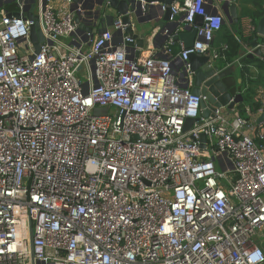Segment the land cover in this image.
Segmentation results:
<instances>
[{"label":"built area","instance_id":"obj_1","mask_svg":"<svg viewBox=\"0 0 264 264\" xmlns=\"http://www.w3.org/2000/svg\"><path fill=\"white\" fill-rule=\"evenodd\" d=\"M97 1L36 0L44 42L31 60L32 1L0 0V264H31L30 223L39 264H264V104L202 117L188 63L242 70L264 52L254 19L239 20L228 62V44L214 47L230 25L220 0H137L143 19L155 6L171 16L160 54L136 57L121 17L100 28ZM188 28L193 46L172 57Z\"/></svg>","mask_w":264,"mask_h":264},{"label":"water","instance_id":"obj_2","mask_svg":"<svg viewBox=\"0 0 264 264\" xmlns=\"http://www.w3.org/2000/svg\"><path fill=\"white\" fill-rule=\"evenodd\" d=\"M24 0H17L20 4ZM32 1L33 5L28 13L25 14V18L34 21V24L31 26V35L30 40L33 44L34 54L30 56V59L33 60L36 55L39 54L41 44L44 42V36L41 31L39 16L36 14L35 2ZM73 3L78 2V0H71ZM146 1V9H152L150 3L156 2L160 5H171L175 1L179 0H145ZM212 2V0H210ZM222 3L221 9L224 13L228 23L233 25H238L240 17L238 13L237 1L236 0H220ZM98 7V11L96 12L97 16L107 15L109 20H114L116 17H121V20L124 24L129 25L126 33L131 36L133 42L128 43V46L131 48L132 53L139 57L142 50L148 45L145 38L153 37L152 44L154 46L155 41L160 36V34H154V30L157 28L163 32V29L167 27L171 13L168 10L159 21L155 24L152 17L149 15L148 18H141L140 12L137 9L140 5L137 0H99L95 3ZM113 13L114 16L110 14ZM14 17L20 18V13H14ZM89 15V14H88ZM198 21H201V18H197ZM138 26L148 25L146 29L136 30V22ZM76 22L79 24L80 28H83V25L80 23V19L77 18ZM181 20L175 22V30L180 25ZM156 25V26H155ZM257 32L260 36L264 37V15L257 20L256 23ZM87 31L94 36H96L101 30L100 29H92L88 28ZM143 32V33H141ZM141 33V34H140ZM182 35V34H181ZM175 38L174 41H182L185 49H189L193 46L194 41L196 39V30L187 29V32L183 35ZM258 41L252 43L253 47L258 46ZM249 60H254L255 58L262 59L264 61V52L260 48H256L254 53L248 55ZM188 63L190 64L191 71L194 76L193 85L191 87V92L195 95H202L206 97V100L201 105V115L202 117H206L210 115L212 112H215L219 107H225L227 110H234L237 105H240L244 102L243 95L241 93H237L235 89V85L233 83V77L237 75V68H227L222 69L221 65L209 63V59L207 56H199L196 54L190 55ZM232 79L228 81L227 79ZM261 97L264 99V93H262ZM198 121V119L188 118L185 122L184 131L187 132L192 127V125ZM264 121V108L263 113L258 119V124ZM200 141L202 142L201 147L205 148L206 138L205 135H201ZM30 258L31 264H39L35 261L34 249H33V226L30 223Z\"/></svg>","mask_w":264,"mask_h":264},{"label":"trees","instance_id":"obj_3","mask_svg":"<svg viewBox=\"0 0 264 264\" xmlns=\"http://www.w3.org/2000/svg\"><path fill=\"white\" fill-rule=\"evenodd\" d=\"M253 1L256 4V12L247 11L246 14L248 16H251L256 24L257 20L264 15V5L262 4L261 0ZM15 7V4H8L6 6V9L13 11ZM236 27L237 25H228L224 28L225 41L229 46V50L226 53L228 62L234 61L240 55L241 52V46L237 37L238 29ZM259 41L264 42V38L259 39ZM173 48H176V53L181 52V46H178L177 48L176 45H173ZM253 64L257 65L258 70L261 73L258 76H255L253 73H251L249 69L250 66ZM220 65L221 67H224L226 66V63L221 62ZM243 65L244 68L240 71V73H238L237 76L242 79V86L244 88L247 87V92L244 95V102L240 106L239 110L242 114H244V107L246 105H250L254 112H258V110L261 109L263 104V100L262 98H260L262 94H260L259 91L260 89H264V64L257 59L249 60L248 58H245L243 60Z\"/></svg>","mask_w":264,"mask_h":264},{"label":"crops","instance_id":"obj_4","mask_svg":"<svg viewBox=\"0 0 264 264\" xmlns=\"http://www.w3.org/2000/svg\"><path fill=\"white\" fill-rule=\"evenodd\" d=\"M93 1V0H92ZM237 1V7H238V13H239V17H240V19L242 18V17H246V16H248L247 14H246V12L247 11H250V12H256V4L254 3V1L253 0H236ZM261 2H262V4L264 5V0H261ZM88 5V4H87ZM59 5H57V7H58ZM89 6V5H88ZM91 6V5H90ZM220 6V5H219ZM67 11V10H66ZM157 12H158V10H157ZM153 15H154V13H153V11H152V19L154 20V18H153ZM161 16H162V14L161 13H159L158 14V18H157V20H154V22H152L153 24H155L157 21H159L160 20V18H161ZM110 25H111V21L108 19V20H106V21H104L103 23H102V25H101V29L103 30H106V29H108L109 27H110ZM156 26V25H155ZM226 26H228V25H225L224 26V28L226 27ZM224 28L222 29V31L221 32H219L218 34H216V36H215V39H214V47L215 48H219L222 44H224V43H226V41H225V37H224V34H225V31H224ZM237 29H239V24L237 25V27H236ZM157 28L154 30V34H156V32H157ZM141 33H143V32H141ZM140 33V34H141ZM152 38L153 37H146L145 38V40H146V42H148V45L145 47V49L144 50H142L141 51V56L142 57H144V56H148V55H150V54H155V55H158V54H160V52H161V46H162V40H161V37H159L156 41H155V44H154V46H153V44H152ZM173 45H176L177 46V48H178V46H180V43L179 42H177V41H172L171 43H170V46L169 47H171V49H172V51H173V56L172 57H177L178 56V52L176 53V48L174 49L173 48ZM175 47V46H174ZM132 51V50H131ZM136 56V55H135ZM259 60L260 62H262L263 64H264V61L262 60V59H258V58H255L254 60ZM220 64V63H219ZM250 71H251V73H259V70H258V67H257V65L256 64H253V65H251L250 66ZM264 73V72H263ZM237 78L233 81V83H234V85H235V89H236V92L237 93H241L242 95H243V98H244V95H245V93L247 92V87H243L242 86V79L241 78H239L238 76H236ZM236 82V83H235ZM248 86V85H247ZM260 94H262V93H264V89H261L260 91ZM260 98H262V97H260ZM262 100H263V102H264V99L262 98ZM242 104H240V105H237L235 108H234V111H238L239 109H240V106H241ZM233 110H226V116H227V118H232V112ZM258 115H256V118H255V120L254 121H256V123H258L257 121H258V119L260 118V116H258ZM228 170L229 171H231L232 170V167L230 166L229 168H228ZM260 233V232H259ZM259 233H258V235H259ZM258 235H257V237L255 238V243L259 246V247H261L262 249H264V240H262V239H259L258 238Z\"/></svg>","mask_w":264,"mask_h":264},{"label":"rangeland","instance_id":"obj_5","mask_svg":"<svg viewBox=\"0 0 264 264\" xmlns=\"http://www.w3.org/2000/svg\"><path fill=\"white\" fill-rule=\"evenodd\" d=\"M155 14L158 16L159 13L157 12V10H155ZM110 15H111V16H114L113 13H111ZM135 22H136V21H135ZM136 25H137V22H136ZM146 26H148V25H143V26H138V25H137L136 30L146 29ZM173 35H174V34H173ZM174 39H175V38L173 37V38L171 39V41L174 40ZM236 68H237V75H238V73H240L241 70H240L238 67H236ZM253 74H254L255 76H258V75L261 74V73L259 72V73H253ZM237 75H236V76H237ZM236 76L233 77V78H234L233 81L237 78ZM227 80H228V81H231L232 79L228 78ZM260 90H261V89H260ZM263 104H264V102H263ZM258 238L264 240V231H261V232L259 233Z\"/></svg>","mask_w":264,"mask_h":264},{"label":"bare ground","instance_id":"obj_6","mask_svg":"<svg viewBox=\"0 0 264 264\" xmlns=\"http://www.w3.org/2000/svg\"><path fill=\"white\" fill-rule=\"evenodd\" d=\"M155 10H158V13H160V8L158 6H155V8L153 10V13H154L153 18H154V20H157L158 16L155 14Z\"/></svg>","mask_w":264,"mask_h":264},{"label":"flooded vegetation","instance_id":"obj_7","mask_svg":"<svg viewBox=\"0 0 264 264\" xmlns=\"http://www.w3.org/2000/svg\"><path fill=\"white\" fill-rule=\"evenodd\" d=\"M236 83V82H235Z\"/></svg>","mask_w":264,"mask_h":264}]
</instances>
